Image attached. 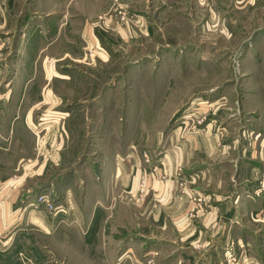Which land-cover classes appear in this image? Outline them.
I'll use <instances>...</instances> for the list:
<instances>
[{"label":"crops","instance_id":"obj_1","mask_svg":"<svg viewBox=\"0 0 264 264\" xmlns=\"http://www.w3.org/2000/svg\"><path fill=\"white\" fill-rule=\"evenodd\" d=\"M30 1L32 10L27 6L21 11L20 0H0V30L7 35L3 39L16 34V42L5 56L11 55V58L7 57L11 62L22 63L21 69L15 66L9 74L0 68V87L3 88L0 91V264H33L31 254L26 256L27 263L19 254L28 253V249L34 247L35 222L51 226V220L43 213L35 216L33 209L28 207L35 194L28 193L26 189L23 197L17 198L23 180L38 158L36 133L32 129L36 125L34 111L47 103L46 93L54 74L50 75L46 62H60L68 56L76 60L66 46L76 47L83 43L87 46L92 31L96 40H91L90 44L99 45L98 48L104 51L110 46L123 49L136 44L144 46L152 39L158 47L163 44L190 45V60L197 57L206 60L209 53L196 49L213 36L207 35L208 30H216L211 24L217 20L218 26L225 30L221 20L228 19L222 9L225 0ZM237 2V6H241L244 1ZM118 6L123 9L124 19L120 28L114 24ZM109 10L112 12L107 19L114 27L104 29L96 24L94 29L92 25L99 15ZM220 10L224 12L221 17ZM90 56L96 60V54ZM102 59L106 62V57ZM109 93L108 90L104 92L107 96ZM104 94L92 101L93 106L107 99ZM109 120L103 113V117L90 121L93 124L99 121L105 126ZM211 126L208 123L202 131L198 129L182 135V140L176 144L168 142L166 148L153 157L145 152L147 156L139 155L138 161L132 159L131 152L128 160L119 156L121 151H127V146L129 150V142L121 144L122 150H118L119 146L114 141H108L104 148L102 146L98 161L90 171L91 184L84 187L87 194H82L81 201L76 204L81 206V211L87 210L86 206L91 208L82 224L85 226H80V229L91 226L95 210L111 213L114 209V221L125 227L138 217L140 235L150 242L143 245L142 240L139 248L143 254H152L156 264H209L214 261L218 246L224 247L229 237H242L244 224L255 228L264 221V189L255 190L254 187L257 176L262 175L264 179V166L251 164L253 153L249 156L244 154L243 145L236 144L239 142L236 135H225L226 140H230L226 144L228 148L220 144L219 139L226 129L223 127L218 133L213 132ZM256 137L261 138V144L264 142V137L258 136V130ZM250 144L254 141L251 140ZM258 152L260 157H264L261 150ZM244 155L249 160L247 163L242 160ZM78 174L82 173L79 171ZM65 183L64 179L61 191L69 192L71 189L66 188L67 185L64 189ZM139 194L143 200L138 203L139 209L134 210L132 201ZM87 195L90 203H86L89 200L86 201ZM61 217L63 219L58 224L64 225L60 226L59 237L64 242H60V250H64L65 256L68 253L65 248L66 230L73 219L69 215ZM75 218L79 220L77 215ZM52 222L58 225L55 219ZM145 223H149L151 228ZM115 227V224L111 225L107 234L96 233L95 252L90 264H98L102 254L107 261L114 259L110 236ZM52 228L55 230L56 227ZM39 236L43 240L42 235Z\"/></svg>","mask_w":264,"mask_h":264},{"label":"rangeland","instance_id":"obj_2","mask_svg":"<svg viewBox=\"0 0 264 264\" xmlns=\"http://www.w3.org/2000/svg\"><path fill=\"white\" fill-rule=\"evenodd\" d=\"M236 1L225 0L222 6L228 16L227 20H221L225 30L212 19L214 24L210 22L211 27H216V30H208L207 35L213 36L196 49L209 53L206 60L198 57L190 60V45L163 44L158 47L152 39L144 46L136 44L124 49L110 46L104 51L98 48L99 45L90 44L91 40H96L90 31L92 37L88 39L87 46L84 43L76 47L66 46L76 60L68 56L60 62H46L50 75L54 74L49 83L50 94L46 93L47 103L34 111L36 125L32 129L36 133L38 158L23 180L17 198L21 199L26 189L28 193L35 194L28 207L33 209L35 216L43 213L51 220V226L35 222L36 235H32L35 245L28 249V253L19 254L22 261L29 262L26 256L31 254L33 264H90L95 252L96 233L107 234L115 224L110 236L114 259L107 261L102 254L98 264H156L152 254H143L139 248L142 240L143 245L150 242L140 235L138 217L134 225L125 227L114 221V209L111 213L95 210L91 226L80 229V226H85L82 224L91 208L86 206L87 210L81 211V206L76 204L86 193L84 187L91 184L90 171L110 140L119 146L118 150H122L121 144L129 142V150L127 146V151H121L119 156L128 160L131 152L132 159L138 161L139 155L153 157L161 153L168 142L176 144L182 140V135L198 129L202 131L206 124L211 123L213 132L221 133L223 127L226 129L219 139L220 144L228 148L230 140H226L225 135H236L239 141L236 144L243 145L244 154L249 156L253 153L251 164L264 166V157H260L258 152L261 150L264 155V142L261 144V138L256 137L257 130L258 136L264 137V0H252L250 3L242 0L241 6H237L239 3ZM30 2L20 0V10L24 11L27 6L32 10ZM118 8L114 24L120 28L124 19L123 9ZM110 12L112 10L99 15L92 25L94 29L96 24L104 29L114 27L107 19ZM224 12L219 11L220 17ZM10 16L8 13L7 17ZM196 22H199L197 18ZM2 32L0 30V68L9 74L15 66L21 69L22 63L11 62L8 59L11 55L5 56L7 50L14 46L16 34L3 39L7 35ZM92 53L97 55L94 61L90 56ZM161 53L162 56L157 57ZM101 56L106 57V62ZM106 90L110 92L108 96L104 94ZM101 93L107 99L93 106L92 101L102 96ZM103 113L110 119L108 125L102 126L99 121L91 123L92 118L103 117ZM251 140L254 144H250ZM245 155L242 160L247 163L249 160ZM79 171L82 174H78ZM64 179V189L67 185L66 188L71 189L69 192L61 191ZM255 179V190H263L262 175ZM39 196L47 197L46 202H37ZM88 196L86 203H90ZM139 196L136 195L132 201L134 210L139 209L138 203L143 200ZM61 215H69L73 219L66 230L65 248L68 253L65 256L64 250H60V242H64L59 237L60 226L64 225L58 224L63 219ZM52 219L57 226L53 225ZM258 224L255 228L244 224L243 238L229 237L224 247L218 246L214 261L210 263L264 264V221ZM146 226L150 227V224ZM52 227H56L55 230ZM80 254L82 258L79 259Z\"/></svg>","mask_w":264,"mask_h":264},{"label":"built area","instance_id":"obj_3","mask_svg":"<svg viewBox=\"0 0 264 264\" xmlns=\"http://www.w3.org/2000/svg\"><path fill=\"white\" fill-rule=\"evenodd\" d=\"M42 200L46 202L47 197L44 198V197H42V196H39V197L36 199L37 202H42ZM49 207H51V206L49 205Z\"/></svg>","mask_w":264,"mask_h":264}]
</instances>
